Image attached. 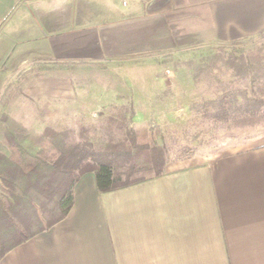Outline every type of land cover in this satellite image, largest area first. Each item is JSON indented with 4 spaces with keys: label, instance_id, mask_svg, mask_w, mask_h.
<instances>
[{
    "label": "crops",
    "instance_id": "obj_1",
    "mask_svg": "<svg viewBox=\"0 0 264 264\" xmlns=\"http://www.w3.org/2000/svg\"><path fill=\"white\" fill-rule=\"evenodd\" d=\"M263 33L264 0H0V115L39 137L95 110L152 106L124 67ZM73 195L63 220L0 264H264V127L235 151L114 190L87 172Z\"/></svg>",
    "mask_w": 264,
    "mask_h": 264
},
{
    "label": "trees",
    "instance_id": "obj_2",
    "mask_svg": "<svg viewBox=\"0 0 264 264\" xmlns=\"http://www.w3.org/2000/svg\"><path fill=\"white\" fill-rule=\"evenodd\" d=\"M224 52L231 80L191 109L228 125H264V47L247 54ZM125 128L122 140L100 147L84 128L78 140L70 137L71 129L33 138L9 115H0V259L68 215L83 174L94 172L99 190L109 191L166 172L163 134L148 140L146 126Z\"/></svg>",
    "mask_w": 264,
    "mask_h": 264
},
{
    "label": "rangeland",
    "instance_id": "obj_3",
    "mask_svg": "<svg viewBox=\"0 0 264 264\" xmlns=\"http://www.w3.org/2000/svg\"><path fill=\"white\" fill-rule=\"evenodd\" d=\"M260 47H264V33L252 39L248 45L231 49H224L222 46L190 48L186 50L188 55L184 54L182 57L169 55L148 58L138 65L135 63L134 66L124 67L127 85H141L151 90L158 104L149 106L143 103L141 107H137L132 102H125L116 107L95 110L78 117L79 123L71 128L70 137L72 140L82 138L81 131L84 128L86 136L94 140L97 146L103 147L109 142L122 140L126 135L125 127L129 125L146 126L145 137L148 140L158 138L161 134L165 137L169 154L166 170L203 163L208 157L235 151L260 133L264 125H228L205 117L199 110L191 108L195 102L215 96L216 89L224 88L231 80L233 69L222 59V56L230 58L224 50L247 54ZM215 52L218 55L210 58ZM154 75L156 79L153 78ZM135 95L138 96L139 93L136 92Z\"/></svg>",
    "mask_w": 264,
    "mask_h": 264
}]
</instances>
